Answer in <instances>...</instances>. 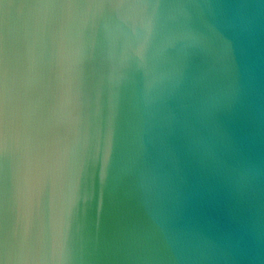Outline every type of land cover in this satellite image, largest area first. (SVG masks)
<instances>
[{"label": "water", "instance_id": "water-1", "mask_svg": "<svg viewBox=\"0 0 264 264\" xmlns=\"http://www.w3.org/2000/svg\"><path fill=\"white\" fill-rule=\"evenodd\" d=\"M0 264H264V0H0Z\"/></svg>", "mask_w": 264, "mask_h": 264}]
</instances>
